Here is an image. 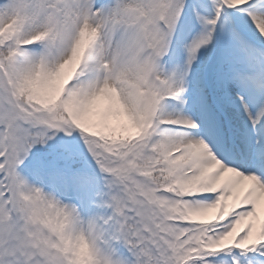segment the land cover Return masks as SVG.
<instances>
[{"label":"snow or ice","instance_id":"6c2138e0","mask_svg":"<svg viewBox=\"0 0 264 264\" xmlns=\"http://www.w3.org/2000/svg\"><path fill=\"white\" fill-rule=\"evenodd\" d=\"M0 264H264V0H0Z\"/></svg>","mask_w":264,"mask_h":264}]
</instances>
